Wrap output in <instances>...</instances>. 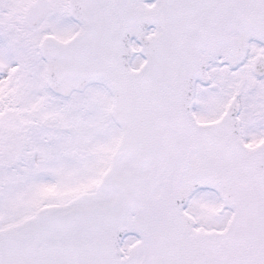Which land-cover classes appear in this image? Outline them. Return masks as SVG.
Masks as SVG:
<instances>
[{"label": "snow or ice", "instance_id": "6c2138e0", "mask_svg": "<svg viewBox=\"0 0 264 264\" xmlns=\"http://www.w3.org/2000/svg\"><path fill=\"white\" fill-rule=\"evenodd\" d=\"M0 264H264V0H0Z\"/></svg>", "mask_w": 264, "mask_h": 264}]
</instances>
